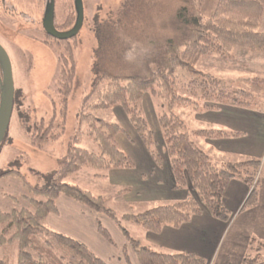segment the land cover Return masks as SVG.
<instances>
[{"label": "trees", "instance_id": "1", "mask_svg": "<svg viewBox=\"0 0 264 264\" xmlns=\"http://www.w3.org/2000/svg\"><path fill=\"white\" fill-rule=\"evenodd\" d=\"M163 1L126 0L114 15L103 20L96 19L94 23L93 32L97 41L91 68L94 78L91 91L84 97L78 116L80 123L88 124L89 134L98 143L100 153L95 154L78 147L77 144L83 136L81 130L69 144L65 157L59 161V169L45 178V185L32 186L18 171L0 173V180L11 176L22 179L27 189L23 196L13 198L17 207L0 212V248L13 251L12 256L8 258L5 255L0 264H10L11 260H14L15 264H108L86 245L46 225L48 216L56 213V201L61 195L110 218L122 232L140 264H207L204 259L189 253L156 252L144 246L141 240L132 237L122 225L123 222H132L154 234L161 233L166 226L179 228L190 222L193 216L202 213L197 200L193 197L178 203L158 206L142 214H129L119 218L102 196H95L77 185L64 182L87 167L112 170L132 169L134 166L128 155L116 143L117 135L123 132L122 127L94 119L87 115V109L104 111L117 106L124 109L153 160L157 165H161L162 159L156 149L154 134L142 110L145 96L156 95V88L163 89L169 96L172 92L173 77L178 69L193 70L201 56L206 57L215 53L226 55L235 48L264 52V32L258 31L264 17V0H218L213 10L205 9L206 0H181L174 20L180 37L176 39L174 35L169 39L161 33L152 38L155 40L154 43L151 39L154 49L145 58L143 67L125 63L131 47L129 41L133 39L131 35L141 30L145 33L147 18L158 13ZM70 60L74 61L72 57ZM114 63L119 64V67L115 68ZM75 68L72 64L69 72L64 70L62 73L60 87L63 97L62 128L66 123L68 97L73 90ZM193 73L200 76L198 72ZM210 81L214 83L217 81L219 86L216 88L220 87L218 90L210 91L211 95L215 96L216 103L202 110H214L217 106L225 105L256 111L249 108L247 103L251 98L254 99V93L240 87L233 90L213 78ZM257 81L259 82L252 79L243 83L253 86ZM196 83L198 81L195 79L191 85L195 86ZM208 84L207 81H202L195 87L209 90ZM93 97H96V103L92 105L90 102ZM170 97L169 113L161 114L158 117V124L164 150L170 159L175 189L184 190L191 185L199 202L211 216L227 222L230 219V212L223 205L224 194L233 179H242L250 188L252 187L242 211L256 207L258 205L256 178L262 162L251 158L246 161L229 162L223 166L218 165L194 141V135L210 139L239 137L242 134L220 130L184 131L183 122L172 113V110L175 103L192 105L191 99H182L183 97L175 95ZM15 101L16 104V96ZM195 108L197 109V106ZM21 118L24 127L22 128L26 132H31L32 128L27 123L29 119L25 116ZM54 119L55 115L45 128L44 121L35 126L34 129L38 133L33 139L34 145L51 143L61 137V133L55 132ZM7 136L8 133L4 141ZM98 231L112 243L110 235L101 223L98 225ZM254 244L256 240L251 241V245ZM263 259L264 255L248 254L242 264H258Z\"/></svg>", "mask_w": 264, "mask_h": 264}, {"label": "rangeland", "instance_id": "2", "mask_svg": "<svg viewBox=\"0 0 264 264\" xmlns=\"http://www.w3.org/2000/svg\"><path fill=\"white\" fill-rule=\"evenodd\" d=\"M25 1L28 0L16 1L19 3L20 9L24 6L22 4ZM73 1L59 0L56 21L60 29L64 30L74 23L75 14L72 11ZM125 1L84 0L86 16L83 29L76 38L69 41L49 39L44 35L41 28L30 26L26 19H20L18 16L12 18V21H10V25L13 24V30L8 28L5 32L0 31V41L11 57L15 82V96L17 98L7 139L0 147V173L9 170L18 171L32 186L41 187V185H45V178L51 176L59 169V161L65 157L69 144L81 130L83 131V136H81L80 142L77 144L78 147L95 154L100 153L98 143L89 134L88 124L80 123L78 113L82 109L81 106L84 97L91 91L94 78L91 69L94 50L97 46L93 32L94 23L96 19L103 20L106 17L114 15ZM181 2V0H164L161 2L158 13L156 15L155 13L151 14L147 18L149 23L148 21L145 22V33L141 30L131 35L133 39L129 41L131 47L127 52V61L125 63H130L139 68L143 67L145 58L154 49L153 43L155 40L152 38L161 33L169 39L173 38L174 35L176 39L180 37L177 27L175 28L174 20ZM217 2L218 0H206L205 9L213 10ZM23 9L28 15L36 17L32 10H26L24 7ZM17 13L20 12L17 10ZM258 31L264 32V17L262 18ZM70 57L74 59L73 62L70 60ZM72 64L76 67L75 80L73 81L72 93L68 97L66 123L62 128L61 121L63 118L61 111L63 110V97L60 93L62 73L64 70L69 72ZM114 67L118 68L119 64H115ZM193 68L191 71L181 68L178 69L175 77H173L172 92L169 96L161 88H156V95H148L150 99L148 98L149 101L147 100L145 104L147 107L151 103L155 105L157 117H160L165 112L169 113L170 96L175 95L183 97L182 99H191L192 105H179L175 103L172 113L183 122L184 131L201 130L199 128L197 129V127L202 125V122L199 121V118L202 116L198 115H201L200 113L205 111L202 108H207L206 106L209 107L216 103L215 96L213 97L210 91L220 88H216L219 86L217 81L216 83L210 81L213 78L220 80L221 83L233 90L236 87H240L241 89H246L254 93V99L252 100L251 98L249 100L250 103H247L249 104V108L256 110L258 113H262L263 116L258 119L257 124L263 123L264 52H253L235 48L230 54L226 55H218L215 53L206 57L201 56ZM193 72H198L200 76H195ZM195 79L198 81L196 85L202 83V81H207L209 83V90L191 85L193 81L195 82ZM252 79H257L259 82L257 81V84H253V86L243 83L245 80ZM238 98L242 101L244 100L241 96H238ZM90 103L92 105L95 104L96 97H93ZM195 106H197V109ZM117 107L121 109L122 113L120 111V114L117 113L116 115L114 109ZM117 107H112L104 111L87 109V115L92 116L94 119L102 120L105 123L118 124L123 129L121 133H125L123 127L127 124L126 122L131 124V121L125 110L120 106ZM142 110L146 117L143 103ZM147 110L152 114L150 108H147ZM54 115L55 132L61 133V137L51 143L34 145L33 139H35V135L38 133L34 129L35 126L40 125L44 121V128L47 127ZM22 116L29 119L27 123L32 128L31 132H26L23 129ZM120 118L125 119L123 124L120 123ZM131 126L134 127L132 124ZM200 138L201 136L194 135L196 145H198ZM260 168L258 172H260ZM84 169L85 173L87 175L89 174V180H85L80 185L81 188L92 189L94 192L95 190L112 191L111 186H109L110 184L104 183V179L108 177L106 173L109 170L88 167ZM35 173H40V175L38 176ZM77 179L75 175H72L64 182L76 185L79 182ZM91 181L98 183L95 189L93 184L90 183ZM26 193L27 189L22 179L12 176L1 179L0 212H7L17 207L13 198H18ZM96 194L94 193L95 196ZM196 200L200 208H202V203L199 202L198 198ZM109 205L112 206L110 202ZM148 210L150 209L130 215L142 214ZM138 226L142 228L141 225ZM142 242L146 245L144 240ZM262 251V245L258 244H254L250 249V253L253 256H263L264 253ZM12 253L13 251L10 249L0 248V260L5 255L10 258ZM10 264H15V261L11 260Z\"/></svg>", "mask_w": 264, "mask_h": 264}, {"label": "crops", "instance_id": "3", "mask_svg": "<svg viewBox=\"0 0 264 264\" xmlns=\"http://www.w3.org/2000/svg\"><path fill=\"white\" fill-rule=\"evenodd\" d=\"M148 98L146 95L143 100V109L154 133L156 149L161 155L162 164L155 163L135 129L126 122L123 127L125 133H120L116 141L118 147L133 162V168L112 169L106 173L108 177L104 179V183L110 184L111 192L100 190L94 192L92 189L82 187L93 194L97 193L96 196L105 198L108 206L116 211L119 218L146 209L178 203L189 197L198 198L191 185L184 190L175 189V180L170 159L164 151L156 108L152 103L149 107L146 106L145 103L150 99ZM147 108L151 109L152 114ZM114 111L117 115L121 109L117 107ZM200 114L198 116H202L199 118L202 125L197 129L234 131L242 134L239 137L200 138L198 146L218 165L251 158L262 162L256 178L258 205L242 211L252 187L250 188L242 179H233L223 197V205L230 212V219L227 222L215 219L204 206H201L202 213L193 216L190 222L179 228L166 226L159 234L150 233L132 222H123L122 225L132 237L144 240L146 245L143 242L142 244L156 252L189 253L204 259L207 264H242L246 255H252L251 241L256 240V244L262 245L264 253V120L262 119V124H257L263 115L257 111L225 105ZM120 120L121 124L125 121L123 118ZM75 176L78 178L79 182L76 185L79 187L85 180H89V174L85 173V169ZM90 183L94 189L98 184L96 181ZM99 223L107 230L112 243L100 235ZM46 225L86 245L108 264H140L122 232L110 218L64 195L58 197L56 213L48 216ZM258 264H264V259Z\"/></svg>", "mask_w": 264, "mask_h": 264}, {"label": "flooded vegetation", "instance_id": "4", "mask_svg": "<svg viewBox=\"0 0 264 264\" xmlns=\"http://www.w3.org/2000/svg\"><path fill=\"white\" fill-rule=\"evenodd\" d=\"M16 1L20 2V0H0V31L1 32L7 31L8 28L12 29L13 24L10 25V23H11L10 21H12L11 20L12 18L17 17V16L20 19H26L29 22L28 24H30V26H34L35 28L36 27L41 28V30L43 31L44 35L47 38L52 39V40H57V41L73 40L74 38H76L79 35L81 30L83 29L84 22H85V16H86L84 0H82L83 12H84L83 13L82 28L80 29V31L78 32V34L75 37H73L71 39H67V40H61V39L55 37L54 35L48 33L47 29H49L50 25L52 24L54 29H55L54 30L55 34H57V32L58 33H68L71 30H73L79 21V15H78V11H77L78 0H74L73 4H72V11L75 14L74 23L70 27H67L64 30L60 29V26L58 25V23L56 21L57 20V8H58V5L60 3L59 0H35V1L34 0H28V1H25L22 4V5H24L23 7L26 8V10H32V12H34V15L36 17L28 15V13L23 9V7L20 9V5ZM30 6H32V7H30ZM17 10L20 13H17ZM0 44L4 47V45L2 44L1 41H0ZM10 59H11V57H10Z\"/></svg>", "mask_w": 264, "mask_h": 264}, {"label": "water", "instance_id": "5", "mask_svg": "<svg viewBox=\"0 0 264 264\" xmlns=\"http://www.w3.org/2000/svg\"><path fill=\"white\" fill-rule=\"evenodd\" d=\"M77 11L79 21L68 33H54V27L51 24L48 33L61 40H67L75 37L83 25V4L82 0L77 2ZM15 104V82L13 76V66L10 56L6 49L0 44V147L9 131L11 119L13 116Z\"/></svg>", "mask_w": 264, "mask_h": 264}]
</instances>
